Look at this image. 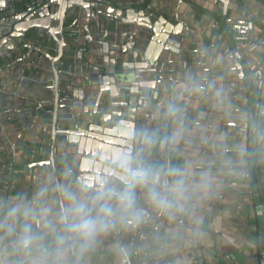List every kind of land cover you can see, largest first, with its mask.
Segmentation results:
<instances>
[{
  "label": "crops",
  "instance_id": "crops-1",
  "mask_svg": "<svg viewBox=\"0 0 264 264\" xmlns=\"http://www.w3.org/2000/svg\"><path fill=\"white\" fill-rule=\"evenodd\" d=\"M104 1L135 8L145 18L119 25L96 10L67 8L63 30L73 26L81 42L64 45L57 79L51 60L58 52L55 39L43 46L34 39L0 44V163H14L8 177L1 175L6 167L0 171V197L30 194L38 182L54 177L46 165H33L50 158L56 162L76 148L66 134H58L53 156L46 140L52 117L34 109L41 104L53 110L56 84L64 87L57 106L62 118L74 104L81 113L85 107L109 112L103 125L109 132L100 133L98 141L105 167H116L127 154L153 165L187 167L194 180L207 173L210 180L203 198L171 219L152 209L138 189L143 221L129 218L102 237L88 264H264V197L252 175L253 125L258 120L264 126V0ZM56 11L53 7L51 13ZM242 34L249 40H236ZM105 58L131 82L86 84L90 64ZM255 103L256 118L249 109ZM170 105L178 109V121L168 115ZM10 110L13 115L4 116ZM181 126L184 139L172 148L148 146L141 135L151 131L163 138ZM7 138L11 148L3 142ZM121 247L128 249L124 256L118 254Z\"/></svg>",
  "mask_w": 264,
  "mask_h": 264
},
{
  "label": "clouds",
  "instance_id": "clouds-1",
  "mask_svg": "<svg viewBox=\"0 0 264 264\" xmlns=\"http://www.w3.org/2000/svg\"><path fill=\"white\" fill-rule=\"evenodd\" d=\"M168 115L179 120L173 105ZM185 131L181 126L163 138L151 131L141 135L148 146L172 148L184 139ZM118 166L127 175L123 186L110 185L86 196L72 185L69 170L60 179L38 182L30 194L0 197L2 264H88L102 237L129 218L143 221L145 212L137 203L138 189L152 209L171 219L188 212L210 184L207 173L194 180L187 167L153 165L127 154ZM54 201H62L63 206L53 208ZM127 252L123 247L118 250L121 256Z\"/></svg>",
  "mask_w": 264,
  "mask_h": 264
},
{
  "label": "flooded vegetation",
  "instance_id": "flooded-vegetation-1",
  "mask_svg": "<svg viewBox=\"0 0 264 264\" xmlns=\"http://www.w3.org/2000/svg\"><path fill=\"white\" fill-rule=\"evenodd\" d=\"M18 13H21V12H18ZM3 17H6V16H3ZM58 25L59 24H56V25L51 24L52 28L55 29L56 36L59 39L63 35L65 38V41L67 43L68 42L69 43L71 42L72 44L78 43L77 45H80L79 44V42H81V33L80 32L76 31L74 29V27L72 26L70 29H68L66 31L63 30L64 28L62 27V29H61L62 33L60 34L57 30V29H59ZM242 35H245V34H242ZM34 36L35 37L37 36L34 39L35 41H38L40 39L42 40V38H45V37H46L45 38L46 40L54 39L52 34H50L48 32L46 35H44V37H42V36L40 37L38 35V33ZM57 44H58V48H57V50H58L57 55H58L60 52V48H62V50H63L65 44L64 45H60L59 43H57ZM90 65L98 67L101 70V72L100 73H94L92 68H91V71L88 70L86 72V75L83 76L85 78L86 84H92V83L96 84L99 82H102L104 84H108V83L114 84L109 79L111 77H115L117 75V73L110 67L109 62H107V58H105V61L94 60V62H92V64H90ZM52 67H53V65H52ZM117 71H119V70H117ZM96 75H98L97 79H96ZM101 75H103V79L101 78ZM54 76H55V79H57L55 73H54ZM117 76H119L120 79H116L115 83H117V82H123V83L131 82L130 78H127L128 75L127 76L125 75L124 78L120 74H118ZM104 78L107 79V81H104ZM63 88L57 87L56 84L54 85V88H53L54 92H53V97H52V101L54 103L53 110H51L50 108L47 109L46 106H43L41 104L37 105L38 108L37 107L34 108L35 110L43 109L45 111L44 115H48V116L50 115V118L52 117V126H50V129L52 131V135L50 136L49 139H46V140H48L49 143H51L50 145H51L52 149L50 147L49 150H52L53 156L56 153V148L58 146V142H57L58 141V134H62V133L66 134L67 143L69 142L76 147L73 152L68 153V154L66 153L63 155H59L60 158L58 160H56V162L54 160L55 164H57L56 171L64 173V172L69 171V170H75L79 167L80 163L82 162V159L85 157H88V158H92L94 162L101 163V167L99 168V171L96 172V171H94L96 169L94 164L87 165L89 167V170L85 173H87V175H93L94 178H90V179L89 178H86V179L82 178V180H81V187L82 188H88L89 187L90 190L93 192L97 191L99 189H103L107 186H110L109 185L110 183L108 184L107 179L111 180V186H123L126 182L121 177L116 176V174L126 175L125 171L121 167H119L118 165H116V167H114V168L105 167V165H103V161L100 160V156H98V141L103 139V136L100 133H108V132L98 131V130H95L94 128H92V126L93 127L95 126V124H93V122H92L93 118L95 117L96 119H99L101 121V124L99 125V127L103 128V129H108L107 127H103V125L105 123H107L109 120V112H107L103 109L101 111H99L98 109L89 110L90 108L85 107V109H84L85 113H81V112L76 111V104H74L72 107H70V110H68V113H66V115H64V117L62 118L61 113L59 112L57 106L60 105L59 104V100H61L60 92L63 90ZM131 98H134V95H132ZM130 104L136 105L134 99L130 100ZM67 106H70V105H67ZM29 110H31V109H29ZM20 111L23 112V110H20ZM91 113H95V114H91ZM9 115H11V116L13 115V113H11V110H10V113H6L4 116H9ZM20 116H22V115H20ZM33 121H35L37 123L39 121V119H36V117H35L33 119ZM54 127H56V128H54ZM21 139L24 140L23 137H21ZM5 140L6 141H3V142L6 145H9L11 148L13 146L12 140H10L9 138H7ZM24 142H25L26 147H28V146L30 147L29 142H26V141H24ZM45 143L46 142H44V144ZM46 145H48V144H46ZM44 151H45L44 148L40 149L39 154H41V155H38V157L40 159L44 158ZM34 156H35V159L36 158L38 159L36 154H34ZM70 157H74V158H70ZM75 158H78V159H75ZM51 159L52 158H50L49 160H41V161H38L36 163L51 161ZM50 163H52V162H50ZM253 163L255 164L256 162L253 160ZM42 166H45V165H42ZM105 168L108 169L107 172L105 171L106 170ZM61 207H62V202H61Z\"/></svg>",
  "mask_w": 264,
  "mask_h": 264
},
{
  "label": "water",
  "instance_id": "water-1",
  "mask_svg": "<svg viewBox=\"0 0 264 264\" xmlns=\"http://www.w3.org/2000/svg\"><path fill=\"white\" fill-rule=\"evenodd\" d=\"M4 4L3 0H0V6ZM73 6H79L81 8L86 9L87 13H93L95 10L98 11L99 14H104L108 15L110 17H113L116 22L120 24H136V19L143 17L144 12H137L135 8H127V9H120L116 8L108 3V1L104 0H51L37 8L34 9H29L21 13H17L11 16H6L2 20L3 25H5L6 29L2 30L0 29V44L7 42V41H14L15 39L17 40H26V39H35L36 35L41 37H44V35L48 33L52 34L53 38L57 43L60 45L66 44V41L64 39V36L59 39L56 34H55V29L52 28L51 24L52 22L57 19L59 22L58 25V32L61 34V29L63 27V19L66 13L67 8H71ZM53 7H57L56 13H51ZM95 15V14H94ZM96 18V15L94 16ZM145 18V17H143ZM112 19V18H111ZM110 19V21H111ZM96 21V20H95ZM97 22V21H96ZM99 23V22H98ZM137 26H139L137 22ZM87 30L89 31V27H87ZM46 38V37H45ZM45 38H42V40H38L40 42L41 46L44 45V43H48L49 40H46ZM237 40V39H236ZM238 41H244V40H238ZM225 43L227 46H229L228 41L225 40ZM28 46V45H27ZM31 48L32 46H28ZM62 47V46H61ZM36 50H38L41 53H44V49L35 47ZM101 53V51H99ZM63 54L62 48H60L59 54L54 57L52 60V65L54 68L55 75L57 76V68L56 62L58 58ZM29 58V57H28ZM96 65V64H95ZM27 67L35 66L34 63H27ZM93 69L94 73H100L101 70L96 67V66H91ZM128 75V74H125ZM258 76V75H257ZM255 77V79H258V77ZM101 78L103 79V75H101ZM107 78V77H106ZM116 79H120L119 76L111 77L109 80H111L112 83L116 82ZM104 81H107V79L104 78ZM157 96V95H156ZM93 124L95 126V130L98 131H105L109 132L108 129H103L99 127L101 124V121L99 119H96L95 117L93 118ZM56 128V127H54ZM56 130V129H55ZM56 155V154H54ZM101 155V154H100ZM100 160L103 161V157L100 156ZM52 162V163H50ZM94 164L96 169L94 171L98 172L99 168L101 167V163L99 162H94L92 158L85 157L82 159V162L80 163L79 167L75 170H70L72 175L71 178V183L74 187L78 188V190L81 192L83 195H88L93 191L85 190L84 188L81 187V180L82 178H94L93 175H87V172L89 170V167L87 165ZM42 165H46L47 169H51L53 171V178L55 179H60L62 177L61 172H57V164H55L54 159L52 158L51 161H46V162H40V163H35L33 166L40 167ZM14 163H9V165H4L0 164V171L1 169H5L6 167V173L1 172L2 176H9L8 171L13 170ZM106 169V168H105ZM106 172L108 169L105 170ZM91 174V173H90ZM116 176L121 177L125 182H127V175H120L116 174ZM108 184L111 185V180L107 179ZM74 182V183H73ZM6 186V185H5ZM86 186V185H85ZM84 186V187H85ZM84 189V190H83ZM100 190V189H99ZM62 202V201H61ZM63 206V202H62Z\"/></svg>",
  "mask_w": 264,
  "mask_h": 264
},
{
  "label": "built area",
  "instance_id": "built-area-1",
  "mask_svg": "<svg viewBox=\"0 0 264 264\" xmlns=\"http://www.w3.org/2000/svg\"><path fill=\"white\" fill-rule=\"evenodd\" d=\"M51 0H3L4 4L0 6V18L3 16H11L17 13V10L20 6L24 5V7L29 10L36 8L42 4H45ZM237 40H248L249 37L247 35H238L236 36ZM258 103L254 105H250L251 113L255 111ZM253 130H257L254 135V142L252 146V157L253 160L259 165L260 169V178L259 183L262 190V194L264 197V126L258 123V120L253 125Z\"/></svg>",
  "mask_w": 264,
  "mask_h": 264
},
{
  "label": "trees",
  "instance_id": "trees-1",
  "mask_svg": "<svg viewBox=\"0 0 264 264\" xmlns=\"http://www.w3.org/2000/svg\"><path fill=\"white\" fill-rule=\"evenodd\" d=\"M27 9L24 7V5L20 6L19 9L17 10V13L18 12H24L26 11ZM260 114V108L257 106V108L255 109L254 113H253V116L256 118L258 117ZM252 175L254 177V179L257 181L259 180L260 178V169H259V165L257 163H253L252 165Z\"/></svg>",
  "mask_w": 264,
  "mask_h": 264
}]
</instances>
